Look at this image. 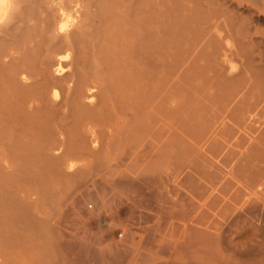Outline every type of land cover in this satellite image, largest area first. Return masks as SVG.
Returning a JSON list of instances; mask_svg holds the SVG:
<instances>
[{
	"label": "bare ground",
	"instance_id": "bare-ground-1",
	"mask_svg": "<svg viewBox=\"0 0 264 264\" xmlns=\"http://www.w3.org/2000/svg\"><path fill=\"white\" fill-rule=\"evenodd\" d=\"M53 1L54 0H37V1L36 0L34 1L0 0V264H34L35 261L39 262L38 260L39 257H36L37 256L36 254L39 253L38 254L39 256L41 251L43 252L42 255H44L43 259H45L46 262L45 264H65L64 262L66 259H65V255H63V248L64 245L66 244L65 236L67 234L65 235L66 233L65 231H64L65 233H63V225H64L63 216H65L64 214L65 212L61 213L64 204L60 202V198L59 199L57 198L58 201L56 199L55 201L53 200L54 195L59 193H55L54 186H51V184L52 183L58 184V182L61 181L62 182L70 181V182L78 183L81 180V178H83L82 177L84 175L83 173L87 171L84 169H88L85 166L86 164L82 163L79 168V171L75 172L73 170L76 164L73 163L74 162L73 159L79 158L78 160L83 161L86 159L87 156H91V155L94 158L95 153L93 155L92 152L94 151L93 150L91 151V149L89 151L88 145H90V143L87 144V142L89 141V137L91 136L90 133L95 134L97 131L98 135L100 132L103 136L109 137L110 139L116 136V139H119L120 141H122L121 139L124 140L126 139V142H130V139L128 138L130 136L128 135L131 131V127H134L136 130H132V131H136V134L134 133L135 136H133V140H135V145L133 148L132 147L129 148L128 152H126L124 155L126 157L128 156L129 152L133 154L132 152L136 151L138 154H140L148 150V153L150 152L149 154L151 158L149 160L144 159L142 161V165L144 166V169L145 168L148 169L154 162H156L159 156L161 157L162 155H164L165 157L170 154V151L169 152L167 151L168 153L166 154L163 148L164 146L165 147L167 146V143L168 144L173 143L174 146L176 145L175 147L176 148L178 147L176 150L178 153H180L177 156L176 152L173 151V154L175 156L172 154V156L174 157L173 159L169 160L170 163H174L171 161L172 160L175 161L174 159L176 158V156L178 160L180 158L182 160L184 156V155L182 156L181 153L182 149L181 150L179 149L180 146H177L181 144V143L180 144L177 143L180 140V138L181 141L185 140L184 141L185 145H187V143H190V141L188 142V140L185 138V134L186 133L188 134V131L190 132L192 131L186 129L189 120L185 121L186 122L185 123L186 126L184 127L185 130L183 128V132L180 133L181 130L179 128L181 127L180 124H182V122L179 123L178 120H180L182 116H177V113H180L181 108L177 110L179 106L176 107L178 102L176 98V90L178 84H180V86L182 87L181 85L182 82L180 80L179 83V79H181V77L182 79H185L184 74L186 73V71L188 72L189 70L190 71L192 70L191 73L193 74V71L196 72V69L199 67V65L197 64L196 65L197 67L195 66L196 69L193 68L192 61L196 59L199 60L200 57L206 55V53L205 54L203 53V51L205 52V48L204 50L202 49V47L205 45L204 44L205 42L203 43L200 41L199 43L202 52L198 50V53L196 54L199 55L198 56L199 58L196 57V55H194L195 53H193L196 47L192 49L193 46L191 45L193 43L190 40L193 37L195 38L197 36H198L197 39H199L198 33H197L198 35L195 36L197 32L195 31L197 30L195 29L196 26L194 29L192 28L191 30H189L188 28L189 23L187 25L185 22L187 26L186 27L187 30L186 29L185 30L191 31L193 34L191 36L192 38H190L189 40L192 44L188 47V49H185L184 51H182V47H180L181 45H179V50L181 49L182 51L180 53V51L177 50V47L174 45L175 43H173L172 45L173 47L171 49L176 48L175 53L179 52L178 54L174 53L175 54L174 55L173 53L168 52L167 49L168 47L167 48L165 47L167 45L164 40H166L168 43L169 40L166 37V35L164 36V34H167V31L171 32L172 29L170 30L169 28L170 24L174 26L176 24L170 23L168 24L167 29L163 30L162 28L163 26L160 21H164V20H160L161 17L159 18L158 16V14L161 16V13L163 11L161 10V13H157L156 8H158V6L155 2H153V0H125L124 2L127 1L128 7L126 11H124L122 18L119 21L120 23L118 27L120 26V31L111 32L112 30L110 29L111 31L109 32L107 28L105 35L111 37L112 41H110V39L108 40L110 41L109 42L110 45H107L106 42H105L106 44L104 45L102 44L99 45L98 42H95L97 39L96 37L99 38L98 33H96L97 27L95 26V23L99 16L95 11L92 10L84 11L83 10L84 7L82 5V2H84L83 0H61L60 2H58V4H54V6H53ZM118 1L114 0V4L117 3L115 5L116 8L117 5H119ZM162 1L163 0L161 1L159 0L160 2L159 5H162L161 4ZM174 1L176 2L177 0ZM180 2L181 0H179L178 4ZM172 4L176 5L175 7L177 8L178 11L174 10L173 9L174 7H172L171 13H173L174 11L179 12V9L181 11L182 7H184L183 9H185L186 11L188 10L187 8H185V6L188 5L182 6L181 4L178 5L177 3L174 2H172ZM111 5L112 3L110 0V6ZM164 5H165L164 9L166 7L169 11V5L166 6V1ZM109 8L111 9V7ZM114 9L112 8L111 10L114 11ZM189 9H191V7H189ZM36 10H39V14L35 12ZM87 13L91 14L90 16L96 20L94 21V23H92L91 21V26L87 25L90 22L89 19H86V22L88 21L87 24L86 22L84 23L85 20L83 21L82 19L84 18V15ZM171 13L169 12L168 14ZM112 14L114 15V13ZM117 14L119 13L117 12ZM179 14L173 17H176L180 20V18L182 17L179 16ZM162 15L165 16L166 14L162 13ZM191 17L193 16L191 15ZM201 17H199V19H201ZM208 17H205L204 20L202 19L199 20V22L201 23V21H203L204 23V21ZM194 18L197 19L196 17ZM101 19L104 20V15L101 16ZM193 19H191L190 21L192 22ZM195 19L194 21H196ZM184 20H186V18ZM184 20L182 19V21ZM189 20H187V22ZM116 21L117 20H115L114 23ZM176 23L178 27H180L179 24L181 25V23L178 22ZM183 23L181 27L178 28V30L176 31L177 33H175V35L178 36L179 34H181V32H183L180 31L182 30L181 28L185 26V24ZM108 24H107L108 27L113 26L112 23H108ZM110 24H112V26ZM205 31H207V29ZM172 32H174V30ZM209 32L211 33V31ZM87 36L89 37L91 36V38L95 37V39H93V42L89 41L92 42L91 44L92 52H93L92 56H89L91 53L89 55L87 54L84 55L83 52L85 48L83 52H81L82 45L84 47V44L81 43L82 42L81 38H85V37L87 38ZM108 36H106V38ZM170 36L172 35L170 34ZM177 36L175 37L176 39ZM223 36L225 37L226 35ZM213 37L215 39V36L211 35L210 39L207 38L206 41L208 44H211L212 49L218 50V47L215 48L216 45L213 46L214 44L212 42L215 41V40L214 41L211 40V38ZM224 37H220V39ZM182 38L177 41H181ZM170 42H172V40H170ZM225 50H223V52ZM226 51L224 53L227 54L228 50ZM230 51H232V49ZM211 53H215V52L212 51ZM211 53L208 54V56L212 55ZM234 53L232 55H234ZM193 55L195 59L193 58ZM208 56L206 55V57ZM206 57H204V59ZM209 57H208V61L211 60ZM220 57L221 56H219L218 58L219 60ZM196 61H194L195 64ZM205 61H206L205 63L207 64V58ZM214 62H216V60ZM190 63H191V68L189 67ZM208 63L210 64V61ZM205 65H203L204 68ZM214 66L215 67L213 66L212 67L215 69L216 65ZM217 66L220 67L224 65L218 64ZM202 68L199 67L200 70ZM204 68L202 69L203 70L202 73L200 71L196 72L197 73L196 76H198L199 73H201L200 76L203 75L205 69L209 70V68H205V69ZM208 70H206L205 72H207ZM218 70L216 71V73L219 72ZM221 70L223 72V69ZM211 71L214 74L213 76H215L213 70ZM222 72L221 74L224 73ZM200 76H198V78H202V81L207 80V78L203 77L204 75L202 77ZM232 77L234 76H231L230 78ZM224 78L225 76L222 77L221 80H224ZM209 79L210 77L208 78V80ZM213 80L214 79L211 77V80L209 81L212 82ZM221 80H218V82ZM229 80L232 81V79ZM190 81L194 82V80L191 79ZM214 82H212V85L210 83L211 86L209 87L210 89H212V92H209L205 88L206 91L204 90L205 93L202 97L205 100L200 102L202 98L201 99L199 98V102L200 103L204 102L205 105L203 104L204 105L203 109H202L203 106L200 108L202 109L200 113L197 111L198 114L196 116H195L196 112L194 113V117L201 119L198 122L199 123L201 122L204 125V127L202 128L203 133L202 132L201 133L204 134L205 136L208 134L209 137L213 138L212 140H209L211 143H215V142L218 143V146L213 145L215 149L217 147L219 148L218 151L221 152H223V150L225 151V153H223L224 155L222 154L223 157L217 156L223 160L222 162V160L220 159L219 160L220 163L222 162L221 164L225 165L226 163L230 164L235 159V157L233 156L234 159H232V161L230 162L227 161L228 155L230 153H233L227 141H231V138L236 136L239 139L240 136L243 140L247 139L246 137L244 138L242 137L246 133L244 129H250L251 127V131H252L253 127L251 125H253L252 123H254L256 116L260 111L259 110L260 106L263 105L262 103L264 100V96L262 95V92L260 94L261 97L263 98L262 100L257 97L258 95L255 96L254 94V96H252L253 94L250 92L249 89H252L255 86H252V88L251 87L249 88V86L251 84L253 85V83H251L250 85L247 83L248 84L247 87L249 88L248 90L244 87H241V85L239 86L235 85L233 87L230 84L232 87L230 85L228 86V88H226V86L225 88L223 87L224 88L222 91L223 93H221L220 91L222 89L221 87L219 88L218 86L219 83L215 84ZM206 83H208V81ZM206 83L204 84V86H202V88L206 86ZM186 86H183L185 91H187V89L185 88ZM189 89L188 91H191V89L190 90ZM196 89L198 88L192 87L193 91H191L190 94L192 92H195L194 90ZM201 89H198L199 93ZM181 90L183 91V89ZM198 90L196 91L197 94H198ZM186 96L188 95L186 94ZM192 97L193 96L191 95V98L190 97L189 98L192 99ZM189 98L186 97V99L188 100ZM192 103H193L192 105H194L193 101ZM192 105L190 107H192ZM184 108H188V107H184ZM186 111L188 112L187 109ZM190 113L192 115V112ZM191 115H189L190 116L189 117L187 113L186 116L189 118L187 117L186 118L191 119ZM194 117L192 116V120H194L193 119ZM198 122L196 121L197 124H195V126L193 125L195 122L191 124L192 128L202 127ZM134 123L136 124V126L134 125ZM178 130L181 136L182 134L184 135L183 136L184 139L178 135L179 134ZM198 130L199 129H197L196 131H192V133L189 134L192 135L193 133L197 132V134H193L192 136L196 135L198 136V139L200 138L202 141L204 140V138L205 141L208 140L209 137L206 136L203 138V136L199 133ZM242 131H244L245 133H242ZM165 133L169 134L168 140L176 137L178 139L176 138L175 141L171 140L170 143L167 140H165L166 141L165 142L164 141V137L166 138ZM63 134L72 135V139L70 143H68L69 141L68 142L66 141V143L64 142V139H62L61 137ZM189 136L186 135L188 139H190ZM244 136H248V135L245 134ZM195 137H191L193 138L191 140H193L194 142L198 140ZM127 138L129 141H127ZM99 139L97 143L101 142V144L99 143L98 148L100 147V145L104 146L103 144H105L103 142L104 141L103 138H102L103 141L101 140L99 141ZM90 140L92 141L91 137ZM201 140L198 142L200 143L199 144L200 148L203 147L202 145L205 143V142L202 143ZM240 141L242 140L240 139ZM84 142L87 145H85ZM114 142L116 141L114 140ZM118 143L120 144V142ZM164 143L166 144L164 145ZM123 144L121 145L123 146ZM237 144L239 145V143ZM213 146L212 144L210 145L209 143L208 149L210 150V148H212ZM189 147L190 144L189 146H185L184 149L188 148V150L187 149L186 150L189 152L191 151ZM205 147L207 146H204V148ZM232 147L234 146L232 145ZM247 147H249V144ZM251 147L249 148L251 149ZM102 150L105 151L106 149L105 150L102 149ZM206 150L207 149L205 148V153L207 152L210 153L208 150L206 152ZM96 152L98 153L101 151L97 150ZM188 152H185L184 150L183 154L186 153L190 157L191 154ZM194 152L195 151H192V153ZM201 152L204 153L203 150ZM110 153H111V149H110ZM138 154H136L137 155L136 157L139 156ZM260 154H264V152L262 151V153H259V155ZM100 156H98L99 159ZM172 156L170 158H172ZM193 156L194 155H191L190 159L192 160L189 159V161H187L186 163H185L186 158L184 157L182 161L186 165L183 164V166L188 167V165L190 166V162L193 161L194 163L192 162L191 165H193V168L197 167L195 170L193 169L194 171L197 172L198 170H203L201 169L202 166L200 165H202L201 163L202 160L204 159L202 157H199V160L196 161L198 157L197 158L194 157L195 161L199 162L196 163L193 159ZM239 156L242 157L241 155ZM121 158L122 157H120V159ZM201 158L202 160H200ZM210 159L211 158L207 159L206 156V160L208 161L207 163L211 161ZM236 159H235L236 164L231 165L232 171H235L237 166L242 165L241 162L240 163L238 162L239 161L238 159H242V158L236 157ZM259 159L261 161L262 158L260 157ZM178 160H176L178 163L176 161L175 162L179 166L181 165L180 163L182 161L180 160L181 161L180 162ZM101 161L103 162L104 160L101 159L100 162ZM137 161L140 162V160ZM164 161H166V159ZM188 162L189 164H187ZM131 163L133 164V162ZM195 163L197 164V166H195L196 165ZM217 163L216 164L215 162L213 163L214 165H216V166L213 165V168L217 167L218 169L222 166L221 164H217ZM237 163H239L240 165L239 164L237 165ZM156 164L154 163L151 167L155 165L156 168ZM258 164L256 165L259 166ZM217 165H220V167H218ZM128 166L130 165L128 164L126 167ZM121 167H123V165ZM174 167H176V165H174ZM198 167H200V169ZM226 167H227L226 165L224 168L221 167L222 169H224V173L226 172L225 171ZM128 168L127 169L131 171L130 169L131 166ZM155 168H151L149 170L152 171V169L154 170ZM253 170L251 169L247 170L246 168L244 169L245 171L244 179L245 182L247 183V184L244 183L245 187L247 188L246 190L243 187L244 185L241 186L239 185L240 188L243 187L242 188L243 190L241 189L239 190L238 185L236 184L237 187L236 186L234 187H236V189L238 188V191H236V189L234 188L236 192L230 194L229 193L230 184L226 185L222 183L223 185L221 189L218 190L225 197H223V195L222 196L215 195L214 194L215 192L213 193V191L210 190V193L207 194V197L204 199V202L201 205L202 207L204 206L207 208V212L204 207H203L204 212H201L198 209V215L194 219L197 218L199 220L198 223L200 224H206V221L208 223L210 221L211 222L210 224L207 223L208 227L209 225H211L209 229L212 228L213 230L216 231V233L218 232L216 235L215 234L212 235L211 234L212 232L210 230L209 235L205 234L204 236H202L203 239L211 240L210 241L211 243H216L217 245L216 251H215V247H213V249L211 250V254L208 253L211 257L210 260L205 259L207 260V262L210 261L207 264H264V234H263L264 225L263 226L260 225L261 219L262 220L264 219L263 218L260 219L259 215H257L262 213L259 211L260 209L258 210L257 208L259 207V205L264 204V165H262L255 172H252ZM155 171L158 172L157 170ZM215 171L216 170L214 169V172ZM247 171L249 172L248 175H246ZM189 172L190 171L187 170V173ZM196 172L194 173L195 177H196ZM203 173L201 175L199 174L200 177L198 176L196 178H201V176L204 178L206 172L204 173V175ZM45 174L50 175L51 180L49 182H51V184L49 183L50 187H47L46 185V187L43 186L41 188L39 182H42L43 184V181H46L44 177ZM212 174H214L213 170H212ZM215 174H218V172ZM220 174L221 172L219 173V177L223 174V171L222 174L221 175ZM226 174L227 172L225 173V175ZM125 175L127 174L125 173ZM190 176L191 175H189L190 180L191 179L194 180V176L193 177ZM207 177L208 176H206L205 178ZM222 177H220V179ZM232 177L233 179L230 180H232V182L234 181L233 183H236L235 181L236 180L238 181V179L236 178L237 176H235V178L234 176ZM203 178L202 180H204ZM216 178L217 177H215V179ZM193 180H191V182H193L192 184L194 185V182L196 183V181ZM230 180L227 183H232L230 182ZM220 181L222 182V179ZM224 181H227V177L225 180H223V182ZM239 182L242 183L240 180ZM78 184H80V182ZM195 185L191 187L192 189L187 187L188 192H190L193 189L196 190V188L199 189L200 184L196 188ZM204 185L207 184L205 183L202 184L201 186ZM204 187L202 188V191L205 190V192H207L208 190L206 191ZM208 189H210V187ZM195 190L194 192L193 191L190 192L192 193V195H194L193 197L190 196L191 197V199H189L190 201L193 200V198H195L196 196ZM242 191L243 192L245 191V193H242ZM188 196L189 195H187L186 197ZM205 196L206 195H204V197ZM92 197L94 196L91 194V198ZM196 197H198V195ZM188 198L187 200L184 201H188ZM170 199L172 200V198ZM190 201L188 203H190ZM188 203L186 202V204ZM189 207L187 206L186 209H188ZM261 207H263V205ZM190 211L191 210L188 211L190 214L194 213L193 211L192 212ZM257 211H259V213H257ZM163 212L166 213L164 210ZM210 213L211 214L214 213L215 218L222 217L224 219L223 223L213 222L214 217L211 218L213 221L210 219H208L209 220L208 221L207 218L210 215ZM182 222L178 223L175 221V224L178 223L176 225L180 226V227L178 226V229L182 228V225H180L182 224ZM172 223H170V226L172 225ZM64 227H66V225ZM169 230L171 231L172 229ZM187 230L193 231L194 228L192 230L190 227H188ZM78 233L79 232H77V235L76 234L75 235L72 234V235L77 240L75 241V243L79 245L80 234L78 236ZM192 234L193 232L191 233V235ZM183 237L185 238L186 234H183ZM81 242L83 243L82 240ZM73 243L72 246H74ZM165 244H167V242ZM66 245H70V243ZM192 248L193 247H191V250ZM72 249L74 250V247ZM36 251L39 252L36 253ZM78 251H81V249ZM79 255H77L76 257H78ZM113 258L111 259L113 260ZM192 260L194 259L192 258ZM41 263L44 264V261H40L39 264ZM193 264H197V263H193Z\"/></svg>",
	"mask_w": 264,
	"mask_h": 264
},
{
	"label": "rangeland",
	"instance_id": "rangeland-1",
	"mask_svg": "<svg viewBox=\"0 0 264 264\" xmlns=\"http://www.w3.org/2000/svg\"><path fill=\"white\" fill-rule=\"evenodd\" d=\"M29 1H34V0H29ZM54 1H53V6H54V4H58V2H60L61 0H54ZM83 1L84 2H82V5L84 7V9H83L84 11L85 10H89V11L92 10V11H95L99 16L97 21L93 17L90 16L91 14H88V13L84 15V18H82L83 21L85 20L84 23L86 22V19H89L90 22L88 23V21H87L86 24L88 23L87 25H90V26H91V21H92V23H94V21H96V23H95V26L97 27L96 33H98L99 38L96 37L97 39L95 42H98L99 45H101V44L104 45L106 43H107V45H110L109 42L112 41V39L108 35H105V32H106L107 28H108L109 32L111 30H112L111 32H116V31L119 32L120 31V26L118 27V25L120 23L119 21L121 20L124 11H126V9L128 7L127 1L124 2L125 0H119V1L117 0L119 3V5H117V8L115 7V5L117 3L114 4V0H111V3H112L111 6H110V0H83ZM93 1H95V2H93ZM163 1L161 3L163 5L162 6V5H159V3H160L159 0H155V1L153 0V2H155L158 6V8H156L157 13H161V10H162L163 11L162 13L166 14L165 16L162 15V13H161V16L158 14L159 18L161 17L160 20L165 21L168 19L165 22L160 21L162 26H163L162 27L163 30H166L168 27V24H170V23L176 24L175 26L170 24V27H169L170 30L172 29L171 32L173 30H174V32L171 33V32L167 31V34H164L165 32L163 33L164 36L166 35V37L169 40V43L166 40H164L166 45H167L165 47L166 48L168 47L167 48L168 52H171L173 54L176 52V48L171 49L173 47L172 46L173 43H175L174 45L177 47V50H179V45H181L180 47H182V51H184L185 49H188V47L193 43L191 46H193L192 49L196 47V49H194V52H193V53H195L194 55H196L198 53V50H200L202 52V50L200 48L199 41L203 42V43L205 42L204 43L205 45L203 47L201 46L203 50L205 48V52L203 51L204 54L206 53V55L208 56V54H210L212 51L215 52V53H211L212 55H209L210 57L208 56L211 59V60H209L210 64L208 63L209 62L208 57H206V55L205 56L203 55L204 57L207 58V64H206L205 63L206 58L204 59V57L200 53L199 54L202 57H200L199 60L196 59L197 61L196 60L192 61V66L195 69L197 67L196 66L197 64L199 65L200 68H202V67L204 68L203 65H205V64H206L205 68H209L210 71L208 69L204 68L205 71L208 70L207 72L204 71V74H203L204 76L203 75L200 76V74L203 72V70H202L203 68L201 70L199 69V67L196 69V72H199V71L201 72V73H199L198 76H200V77L203 76V77L207 78V80L203 79L205 81V83L208 81V83H206V86L208 85L207 87L205 86L204 88H202V86H204V84H205L204 81H202V78H198V76H196L197 73L195 71H193V74H192L191 73L192 70L191 71L189 70L188 72L186 71V73L184 74L185 79H182V77H181V79H179V83H180V80L182 82V84H181L182 87L180 86V84H178V87L176 90V98L178 100L176 107L179 106L177 108V110H179V108H181L183 110L182 111L180 109L181 114L177 113V116H182L181 118L179 117L181 121L178 120L179 123L182 122V124H180L181 127L180 126H179L180 128L178 127L181 130L180 133L183 132V128L186 126L185 121L189 120L187 123L186 129H189L192 131H196L197 129H199L198 131L203 136V138L206 136L209 137L208 134L206 136L204 134H202L203 133L202 128L204 127V125H203V123L198 122L201 119H198L197 117L195 118L194 113L196 112L195 113V116H196L198 114V112L200 113L201 110L204 108L205 103L204 102L200 103V102L205 100L202 98L204 93H205L204 92L205 88L209 92H212V89L209 88L212 85V82L215 81L214 82L215 84L219 83L218 86H219V88L221 87V89H222L220 91L221 93H223L222 91L225 88V86H226V88H228V86L230 84L233 87L235 85L236 86L241 85V87H244L247 90L250 87L252 88V86H255L254 87L255 89L254 88L249 89L250 92L253 94L252 96H254V94H255V96L258 95L257 97L259 99H261V100L263 99L260 94L262 92V95L264 96V94H263L264 93V0H181V2L179 4H178L179 0H177L176 2L174 0H163ZM165 1H166V6L169 5V11L166 7L164 9ZM172 2L177 3L178 5L181 4L182 6L188 5V6H185V8H187L188 10L186 11L185 9H183L184 7L181 6L182 10L180 11V9H179V12H177L178 10L175 7L176 5L175 4L173 5ZM93 5H95V6H93ZM193 5H195V6H193ZM109 7H111V9L115 8L114 11L111 10ZM172 7H174L173 9L177 10V11L173 10L174 12L171 13ZM189 7H191V9H189ZM107 8H109V9H107ZM35 12L37 14H39V10H36ZM117 12L119 14H117ZM169 12L172 15L168 14ZM197 12H200V13H197ZM112 13H114V15ZM178 14H179V16L182 17V18H180V20L176 17H173V16H176ZM211 14H212V16H211ZM102 15H104V20L101 19ZM183 15L185 16L186 20H184L185 18ZM191 15L193 17H191ZM85 16H86V18H85ZM186 16L188 17V19ZM87 17H89V18H87ZM90 17H91V20H90ZM170 17L172 20L170 19ZM189 17L191 19L196 17L197 19L194 18L196 21H194V19H193L194 22L193 21L191 22L190 21L191 19ZM199 17H201L202 20H204L205 17H208V18H206L204 23H203V21H201V23H200L199 20H201V19H199ZM218 17H219V19H218ZM176 19H178V20H176ZM182 19L184 21H182ZM115 20H117V21L114 23ZM187 20H189V21L187 22ZM175 21L178 23H181V25L183 22H184L183 24H185V22H186L187 25L189 23V25H188L189 30H191L192 28L194 29L196 26L195 29H197V30H195V31H197V32H196L195 36L199 34L200 40L197 39L198 36L195 38L191 37L193 34L191 31H186L187 30L186 24H185V26L183 25L184 27L181 28L182 30L179 29L180 31H183V32H181L182 35L181 34H179L178 36L175 35V33H177L176 31L178 30V28L181 27L180 24H179L180 27H178V25ZM108 23H112V24L114 23V24H113V26H112V24H110L112 27H108V25H109ZM205 23H207V24H205ZM191 24H192V26H191ZM221 24H222V26H221ZM206 29H207V31H205ZM218 29H220V30H218ZM209 31H211V33ZM203 33H205V34H203ZM170 34L172 36H170ZM211 35L215 36V39H214V37L211 38L212 41H214V40L215 41L214 42H212L211 40L210 41L214 44V45L212 44L213 46L216 45L215 48L218 47V50L216 49L217 51L215 49H212L211 44H208L206 41L207 38L210 39ZM223 35H226V36L224 37ZM94 36H95V34H94ZM106 36H108L107 37L108 39L106 38ZM176 36H177V39L175 38ZM184 36H186V37H184ZM182 37L186 38V39H183ZM220 37H224V38H221L223 40H221ZM181 38H182L181 41H177V40H180ZM190 38H192L193 40L192 39L190 40ZM88 39H90V40H88ZM93 39H95V37L91 38V36L90 37L87 36V38L86 37L81 38V41H82L81 43L84 44V47L82 45L81 52H83V50L85 48V50L83 52L84 55H86V54L89 55L91 53L89 56H92L93 52H92L91 44L93 42ZM109 39H110V41H108ZM170 40H172V42H170ZM89 41H92V42H89ZM187 41L190 43H188ZM220 41H221V43H220ZM220 47H222V48H220ZM229 47L232 49V51H230L231 49ZM225 49L228 50L227 54L224 53L226 51ZM223 50H225V51L223 52ZM179 51H180V53L182 52L181 49ZM232 52L233 53L235 52L234 55H232L233 54ZM178 53H175V54H178ZM194 55H193V58H194ZM198 56L199 55H196V57H198ZM219 56H221L220 60L218 59ZM226 57H227V60H226ZM212 59H213V61H212ZM215 60H216V62H214ZM194 61H196V64ZM211 62H212V64H211ZM218 64H222L224 66L219 67V66H217ZM214 65H216L215 69H217V70L219 69L218 73H216L217 70H215L213 68V67H215ZM207 66H209V67H207ZM189 67L191 68V63H190ZM221 69H223L224 73L222 72ZM224 69H225V71H224ZM211 70H213V72L215 73V76H213L214 74L212 73ZM221 72L223 74H221ZM219 75H220V77H219ZM187 76H188V78H187ZM224 76H225L224 80H221L222 77H224ZM231 76H234V77L230 78ZM195 77H197L198 79ZM209 77H210L209 80H211V77L214 80L212 82H210L208 80ZM226 77H229V78H226ZM190 79L194 80V82L190 81ZM229 79H232V81H230ZM218 80H221V81L218 82ZM234 80L237 82L238 85L236 84V82ZM187 81H188V83H187ZM210 83H211V85H210ZM223 83H226V84H223ZM247 83L249 85L251 83H253V85L251 84L248 88ZM185 84L188 86H186ZM183 86H186L185 88L187 89V91L184 90ZM189 86L196 87L198 89L202 88V89L200 90V93H199V90L196 89V90H194L195 92H192L190 94V92L193 90H192V87H189ZM199 87H201V88H199ZM189 88L191 89V91H188ZM181 89H183V91ZM197 90H198V94H201V95L197 94V92H196ZM182 92H183V94H182ZM185 92H187V93H185ZM186 94L188 96H186ZM194 94H195V96H194ZM191 95L193 96L192 99H190ZM252 96H250V97H252ZM186 97H188V98L190 97L189 100L186 99ZM194 97H195V99H194ZM199 98L200 99L202 98V100H200V102H199ZM192 101L194 102V105H192L193 104ZM185 103L187 106L185 105ZM190 104L192 105V107H190L191 106ZM262 104L263 105L260 106V109H259L260 111L258 112V115L256 116L254 123H252L253 125H251L253 127L252 128L253 132L251 131V127H250V129H244V131H246V133L244 131H242V133H245L248 135V136H244L245 135L244 134L242 137L243 138L246 137L247 139L243 140L240 136V139L242 140V141H240V139L236 136V137L231 138V141L233 143L231 141H227V143H229L228 145H230L229 147H231V151H233V153H230L228 155L227 161L228 162L232 161V159H234L233 156L235 157V159H236V157L237 158L239 157L242 159H238L239 160L238 162L239 163L241 162L242 165L237 163V165L239 164L240 166H237L235 171H232L231 165L236 164L235 162L237 159L236 160L234 159L233 160L234 162L232 161L233 163L232 162L230 164L226 163L225 164L227 166L225 168V171L227 172L226 175H225L226 172L224 173V169H222L225 167V165L221 164L223 162V160L220 157H217V156L223 157V155H224L223 153H225V151L224 150H223V152L218 151L219 148H217V147H216V149H217L216 150L214 146H218V143H216V142L211 143L209 140H212L213 138L209 137L208 140H206L207 142L209 141L208 145H209V143H210V145L212 144V146L214 145L212 148H210V150H212V151H210L208 149V145H207V142L205 141V138L202 141L200 138L198 139V136H196V135H195L196 137L192 136L193 134H197V132L193 133L191 135L189 133H192V131L191 132L188 131V134L191 136H189L186 133L185 138L188 140V142L190 141V143L186 142L187 145H185V142H184L185 140L181 141V138H180V140L177 143L178 144L181 143V144L177 145V146H180L179 149L183 150V151L181 150L182 156L184 155L182 160L185 157L186 158L185 163L187 161H189V159L191 158V155H194L193 159H194V157L195 158L198 157L196 161L199 160V157H202L204 160H206V156H207V159L211 158L210 159L211 161H209V163H207L208 162L207 160L204 161V160H202V158L200 159V160H202V163L200 162L202 165H200V166H202L201 169H203V170L197 169L199 172L194 171L197 167L193 168V165H191L193 161L190 162L191 167L188 165V167L185 166L186 167V169H185L183 164L184 165H186V164L183 163L181 158L178 160L177 156L180 153L177 152L176 149L178 147L176 148L175 147L176 145L174 146L173 143H171V144L167 143V146L166 147L164 146L163 148H164V151L166 152V154L170 151L171 156L173 154V151L176 152L177 156L174 160L175 161L176 160L182 161V162L180 161L181 165H179V166H178V164H176L177 161L175 162L172 160L171 162H174V163H170V161H169V160L173 159V157L175 156L174 154H173L174 156H172V158H170L171 157L170 154L165 156V157H164V155L161 154L162 156L161 157L159 156V158L156 160V162H154L155 164L157 163L156 168H155V165L153 167H151L154 164L153 163L148 169L147 168L144 169V166L142 165V161L144 159L149 160L151 158V156L149 154L150 152L148 153V150L144 151L140 154H138L136 151L132 152L133 154H131V152H129L128 156L125 157L124 154L126 152H128L129 148H131V147L133 148L135 145V140H133V136H135L136 131H132V130H136L134 127H131V131L128 135L130 137L132 136L131 138L128 137L130 139V142H126V139L125 140L121 139L122 141L124 140L123 141L124 144L119 139H116V136L113 137L112 139H110L109 137L103 136L100 132H99V135H98L97 131L95 134H92L89 132L91 135V136L90 135L89 136L92 138V141L90 140V137H89V141L87 140L88 141L87 144L90 143V145H88V148H89V151H90V149H91V151L92 150L94 151V152H92L93 155L95 153L94 158L91 155V156H87L86 159L83 161L78 160L79 158L73 159L74 160L73 163L76 164L73 171L78 172L82 163H85L86 168H88V169H84L87 171H85L83 173L84 174L82 176L83 178H81V180L79 181L80 184H78L79 182L74 183V182H70V181H63V182L61 181V182H58V184H56V183L51 184V182H49L51 180V177L49 174L44 175L45 180H46V181H43L44 185L42 184V182H39L40 184L37 183L40 185L41 188L43 186L46 187V185H47V187H50L49 183L51 184V186H54L55 193H59V194H55L53 200L55 201V199H56L58 201V199L60 198V202H62L64 204L63 205L64 207L62 208L61 213L65 212L64 213L65 216H63V218H64L63 219L64 220L63 233L66 232L65 235L67 234L65 236V243L66 244L70 243V245L72 246V243L74 241V243H73L74 246H72V247L70 245H66L64 243L65 249L63 248V255H65V259H66L64 263L65 264H78L81 261L79 264H191V263L192 264L193 263H197V264H205L206 263L207 264L208 262H210V261L207 262V260H210V257H211L209 254H211V250L213 249V247H215V251L217 250V245H216V243H211L210 242L211 240L203 239L202 236H204L205 234L209 235L210 230L212 232L211 233L212 235L213 234L216 235L218 233V232L216 233V231L213 230L212 228L209 229V227L211 225H209V227H208V224L211 223L208 219L212 220L211 218H213L215 215H214V213H212L213 215L210 213V215L207 218L209 223L206 221V224H200V223H198L199 220L197 218L196 219H194V218L198 215V209L201 212H204V210H203L204 206L202 207L201 205L203 204L204 199L207 197V194L210 193V190L213 191V193L215 192L214 193L215 195H221V196L223 194H221V192L219 190L221 189L223 184H226V185L230 184L229 185V187H230L229 193L230 194L238 191V188H239V190L240 189L243 190L242 188L244 187V189L246 190L247 188L245 187L244 183L245 184H247V183L245 182V179H244V177H245L244 176V172H245L244 169L245 168L247 170L248 169H251V170L256 169V170L252 171V172H255L262 165H264V162H263L264 161V154L259 155V153H262V151L264 152V100H263ZM184 107H188V108H184ZM201 107H202V109H200ZM186 109L188 110V112L186 111ZM189 111L192 112V115ZM187 113H188V116L191 115V119H187L190 117V116L189 117L186 116ZM192 116L194 117L193 118L194 120H192ZM195 120L202 127L192 128L191 124H193L194 122H195L193 124L194 126H195V124H197ZM183 123H184V126H183ZM134 125L136 126L135 123H134ZM194 129H196V130H194ZM184 130H185V128H184ZM249 130L251 131V133ZM89 133H87V134H89ZM178 133H179V130H178ZM180 133L178 135L183 138L184 135L182 134V136H181ZM250 134L253 136H251ZM186 135L189 136L190 139H188V137H186ZM66 136L68 137V140H67ZM165 136H166V138L164 137V141L167 140L169 143L171 140L175 141V139L177 138V137L171 138L170 140H168L169 134L165 133ZM61 137H62V139H64L65 143H66V141L67 142L69 141L68 143H70V141L72 139L71 134H67V135L63 134ZM191 137H195L198 140L194 142L193 140H191V139H193ZM102 138L104 141L102 140ZM128 138H127V141H129ZM98 139H99V141L101 140L105 143V144L102 143L104 146L100 145V147L98 148L99 143L101 144V142L97 143ZM235 139H237L239 142ZM114 140L116 142H114ZM200 140L202 141V143L205 142L203 145L201 143V145L203 146L201 148L199 145L200 143H198ZM108 142H109V144H108ZM118 142H120V144ZM177 143H175V144H177ZM237 143H239V145ZM250 143H251V145H250ZM87 144L85 143V145H87ZM121 144H123V146ZM165 144L166 143H164V145ZM189 144H190L189 148L191 149V151L188 152L187 151L188 148H186L187 149L186 150V149H184V147L189 146ZM231 144L234 147H232ZM248 144H249V147L252 146L251 149L249 147H247ZM121 146H122V148H121ZM204 146H207L205 148L210 153H208L207 150H206L207 153H205ZM109 147L111 149L112 154L110 153ZM102 149H104V150L106 149L105 150L106 152L103 151ZM97 150L101 151V152H98L99 153L98 154L96 152ZM184 150H185V152H188L191 154L190 157L186 153H185L186 155L183 154ZM202 150L204 153L201 152ZM192 151H195V152L192 153ZM244 152H245V154H244ZM216 153H217V155H216ZM105 154H107V155H105ZM136 154H138L139 156L136 157L137 156ZM163 154H164V152H163ZM218 154H220V155H218ZM213 155H214V157H213ZM239 155H241L242 157H240ZM258 155H259V157H258ZM98 156H100V159ZM115 157H116V159H115ZM120 157H122L126 163L124 162V160L122 158L120 159ZM260 157L263 159V161H262V159L260 161V159H259ZM101 159L104 160L103 161L104 164L102 161H101L102 162V164H101V162H100ZM165 159H166V161H164ZM220 159L222 160L221 163L219 161ZM137 160H140V162ZM190 160H192V159H190ZM194 161H195V159H194ZM216 161L217 162L219 161V162L217 163ZM131 162H133V164H135V165H133ZM162 162H164V163H162ZM214 162H215V164L216 163L221 164L222 168L220 167V165H217L218 167H220L218 169H217V167L213 168ZM98 163L101 164L102 166L99 165ZM196 163H199V162H196ZM128 164L131 166V168H130L131 171L128 170L129 169L128 167H130V166L126 167ZM187 164H189V162ZM206 164H207V166H206ZM256 164H258L259 166H257ZM122 165H123V167H121ZM174 165H176V167H174ZM195 166H197V164ZM214 166H216V165H214ZM151 168H155V169L154 170L152 169V171H151V170H149ZM157 168H159V169H157ZM173 168H174V171H173ZM198 168L200 169V167H198ZM204 168H205V171H204ZM211 169L213 170L214 174H212ZM214 169L218 172V174H215L217 172L216 171L214 172ZM155 170H157L158 172H156ZM180 170L182 173L180 172ZM187 170L190 171L189 172L190 174L187 173ZM203 171H204V173L206 172L207 174L205 173V175H204ZM222 171H223V174H222ZM44 172H47V171H44ZM169 172H170V174H169ZM195 172H196V177H198L199 174L201 175L202 173L205 177L206 176H208V177L203 178L201 176V178H196L195 174H194ZM208 172H209V174H208ZM220 172L222 174V175L220 174L221 175L220 177L225 175L221 178L222 182L220 181L221 179L219 177ZM125 173L127 175H125ZM248 174H249V172L247 171L246 175H248ZM189 175H191L190 177L194 176V180L193 179H191V180L196 181V183L194 182V185L196 184L195 188L198 187L199 184L201 187V188L199 187V189L196 188V190L195 189L191 190L193 192L195 190V192H196L195 195L196 196L198 195V197L195 196L196 199L193 198V200L195 199L194 201L189 200V199H191V197L194 196V195H192V193H190L191 191L188 192V188H187V187H189L190 189H192L191 187L194 186L192 184L193 182H191V180L189 178ZM231 175L234 176V178H235V176H237L236 178L238 179V181L236 179H234V180H236L235 181L236 183H233L234 181L232 182V180H230V179H233V177ZM185 177L186 178L188 177L189 179L187 178L188 179L187 180ZM215 177H217L218 179L217 178L215 179ZM226 177H227V181H224L225 182L224 183L223 180H225ZM174 178H175V180H174ZM202 178L204 180H202ZM211 178H213V179H211ZM195 179H197L199 182ZM228 179L234 185L232 183H227V182H229ZM239 180L242 183H240ZM137 183H138V186H137ZM189 183L192 185H190ZM201 183L202 184L206 183L208 186L207 185H204L205 187L201 186L202 185ZM62 184L64 185V187ZM169 184H171V185H169ZM236 184L238 185L237 189H236V187H237ZM132 185H133V188H132ZM239 185L240 186L244 185V186L242 188H240ZM234 186H236V187H234ZM184 187H185V189H184ZM203 187L206 189V191L207 190L208 191L207 192H205V190L202 191ZM209 187H210V189H208ZM234 188L236 189V191ZM57 189H59L60 191ZM168 190H170V191H168ZM139 192H141V193H139ZM148 193H150L151 195ZM181 193H183V194H181ZM242 193H245V191L244 192L242 191ZM91 194L94 197L91 198ZM187 195H189L188 196L189 198L186 197ZM204 195H206V196L204 197ZM167 197H169V198H167ZM223 197H225V196L223 195ZM170 198H172V200ZM187 198H188V201H184V200H187ZM76 199H78V200H76ZM201 199H202V201H201ZM166 200H168V201H166ZM189 201H190V203H188ZM186 202L188 204H186ZM81 203H83V204H81ZM262 205H263V207H261ZM187 206L188 207L190 206L188 209L191 210L190 212L193 211L194 213L190 214L188 212L189 210L186 209ZM167 207L170 209H168ZM204 208L207 212V208L206 207H204ZM185 209L188 211H186ZM257 209L258 210L260 209L259 211L262 212V213H260L261 215L257 214V215H259V218L264 219V204L259 205V207ZM140 210H142V211H140ZM163 210L166 213H164ZM68 211H69V213H68ZM81 211H82V213L83 212L84 213L82 214ZM259 211H257V213H259ZM141 212H143V213H141ZM169 213H170V215H169ZM193 214H195V215H193ZM191 215H192V217H191ZM179 217L184 222H182ZM223 220L224 219L222 217H216V218L214 217V221L213 220L212 221L217 222V223L218 222L223 223ZM175 221L178 223L182 222V224H180V225H182L183 229L182 228L178 229L179 225L177 226L176 224H178V223L175 224ZM170 223H172L171 226H170ZM184 223H185V225H184ZM65 225H66V227H64ZM187 225L192 230L194 228V230L193 231L187 230L188 229ZM260 225H262V226L264 225V220L261 219ZM184 228H185V230H184ZM169 229H172V230L170 231ZM76 230H77V232H79L78 236L80 234V238L78 237L79 241H80L79 245L77 243H75V241H77V240L72 235V234L77 235ZM162 230H163V233H162ZM179 230H181V231H179ZM182 230H184L185 232ZM186 230H187V233H186ZM192 232H193V234L191 235ZM183 234H186L185 238L183 237ZM194 234H195V236H194ZM263 234H264V226H263ZM215 235H214V237H215ZM164 236H165V238H164ZM194 237H195V239H194ZM81 240L83 241V243L81 242ZM166 242H167V244H165ZM187 242H189V243H187ZM75 245H76V247H75ZM92 246H94V247H92ZM73 247H74L75 251L72 249ZM191 247H193L192 250H191ZM183 248H184V250H183ZM80 249H81V251H78ZM198 249L200 250V253H199ZM39 251H36V253ZM192 253L194 256L192 255ZM38 254H36L37 255L36 257H39V259H38L39 262L35 261L34 264L37 262H38L37 264H39L40 261H44V264H45L46 263L45 259H43L44 255H42L43 252L41 251L39 256H38ZM77 255H79V256L76 257ZM109 256H111V257H109ZM145 256H147V257H145ZM74 257H76V258H74ZM77 258H80V259H77ZM111 258H113V260ZM192 258L194 260H192ZM40 259H43V260H40ZM141 259L142 260L144 259V260L142 261ZM205 259H207V260H205ZM78 260H79V262H78ZM170 260H172V261H170Z\"/></svg>",
	"mask_w": 264,
	"mask_h": 264
}]
</instances>
